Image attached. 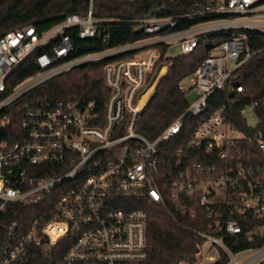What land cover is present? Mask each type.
<instances>
[{"label": "built area", "instance_id": "1", "mask_svg": "<svg viewBox=\"0 0 264 264\" xmlns=\"http://www.w3.org/2000/svg\"><path fill=\"white\" fill-rule=\"evenodd\" d=\"M163 9L137 20L145 37L66 61L60 59L72 44L64 29L78 26L80 38L93 37L99 21L90 11L84 17L68 14L42 33L28 25L0 35V264L34 258L45 264L143 261L148 224L143 206L149 201L198 222L193 259L176 264L264 261V90L259 98H247L238 71L256 52L244 30L264 34V0H208L196 13L226 16L173 31L166 29L176 17L190 14L165 15ZM218 30L228 38L178 83L185 111L148 139L139 131L141 115L171 67L159 64L148 80L159 56L156 45L176 44L187 54L198 34ZM54 37L52 53L35 56L39 70L13 82L16 69ZM130 51L131 57L81 68ZM92 69L98 73L86 76L81 90L103 89L74 92L76 74ZM62 72L73 79L68 100L23 99ZM90 80L98 85L88 87ZM215 92L225 98L209 103ZM185 113L197 117L183 140L197 152L184 154L178 147L175 162L184 164L166 180V142L179 132ZM17 203L36 214L30 218L23 208L22 218H10Z\"/></svg>", "mask_w": 264, "mask_h": 264}, {"label": "trees", "instance_id": "2", "mask_svg": "<svg viewBox=\"0 0 264 264\" xmlns=\"http://www.w3.org/2000/svg\"><path fill=\"white\" fill-rule=\"evenodd\" d=\"M208 0H0V35L4 32L32 25L39 33L48 30L60 23L68 14H78L81 17L91 12L97 19L96 33L93 37L80 38L78 26L64 29L72 44V50L61 61H66L81 55L102 51L131 43L145 37V34L136 29L137 20L149 12L163 6V14L181 16L176 17L173 26L166 31L180 30L193 24L225 17L222 14L196 13L205 9ZM247 33L246 43L256 52L250 56L238 69L239 82L244 87L247 98H259L264 90V34L253 30H244ZM224 30L205 32L197 35V45L192 52L187 54L164 55L166 44H157L159 56L154 62L148 80L155 73L159 64L170 63L168 73L162 77L156 87V93L147 110L141 115L139 131L148 139L155 138L177 116L182 114L187 101L178 89L179 81L190 74L199 62L206 56L207 51L217 43L228 38ZM58 37L50 39L41 46L31 57L20 65L13 76V82H18L39 70L35 56L39 52L52 53V47ZM134 52H124L107 57L99 62L82 65V69H89L114 60L131 57ZM98 70H85L76 74L73 90L77 94L92 95L102 90L101 87L82 91L81 86L86 76L95 75ZM72 77L67 72L56 74L32 88L23 95V99L34 98L40 100H68ZM98 85L95 80H90L88 87ZM151 88L143 96L146 98ZM225 93L215 92L209 97V103L214 100H223ZM103 100V99H102ZM101 102V100H100ZM141 102V103H142ZM197 117L185 113L182 117V126L177 134L167 142V163L165 168L166 180L171 177L184 162H175V152L178 147H183V153L197 152L195 148L186 147L185 140L192 130ZM121 128V127H120ZM122 130L114 132L121 134ZM164 159V158H163ZM17 211L9 213L10 218H22L23 208H28V217H32L33 208L29 205L16 204ZM148 213L147 224V257L140 262L126 264H176L179 260H192L199 237L193 229L198 227V222L185 214H174L172 210L158 202L149 201L143 206ZM26 264H45L41 258L31 259ZM260 264H264V261Z\"/></svg>", "mask_w": 264, "mask_h": 264}, {"label": "rangeland", "instance_id": "3", "mask_svg": "<svg viewBox=\"0 0 264 264\" xmlns=\"http://www.w3.org/2000/svg\"><path fill=\"white\" fill-rule=\"evenodd\" d=\"M262 13H264V10L262 11ZM260 19L261 20H264V15L263 16H260ZM236 32H240L241 30H235ZM167 55H176V54H179L180 53V48L178 45L176 44H172L167 50Z\"/></svg>", "mask_w": 264, "mask_h": 264}]
</instances>
